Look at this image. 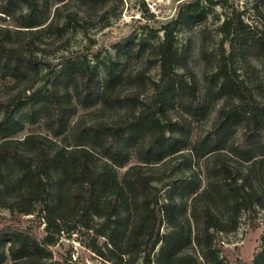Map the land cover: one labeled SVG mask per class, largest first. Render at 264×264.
<instances>
[{"label": "trees", "instance_id": "obj_1", "mask_svg": "<svg viewBox=\"0 0 264 264\" xmlns=\"http://www.w3.org/2000/svg\"><path fill=\"white\" fill-rule=\"evenodd\" d=\"M56 1L61 7L66 3ZM78 1L87 4L95 0ZM18 2L25 6L20 19L13 7ZM198 4L199 0H192L186 7L192 11ZM57 7L49 20L46 0H0V12L12 17L14 23L13 28L0 23L2 73L13 76L33 66L26 51L34 50L35 38L55 22ZM251 8L257 23L246 22L243 12L234 7L224 15L218 26L220 51L213 66L207 68L201 49L202 86L195 75L177 69L182 57L175 45V28L182 17L178 10L174 18L159 26L162 37L150 46L158 65L157 77L150 80V94L142 99L138 91L130 90L116 96L127 106L114 120L70 123L76 106L87 109L109 101L108 93L122 77L117 64L104 65L101 84L85 62L67 59L61 63L51 87L41 94L46 110L44 127L52 137L69 133L73 142L33 134L23 139H0V207L10 212L9 217L0 218V264L7 260L8 264H46L49 247L56 243L62 224L68 222L70 231H77L76 226L82 229L92 251L113 264H226L218 234L235 230L242 212L251 215L254 205L264 207V97L255 95L231 62L232 54L244 60L255 56L264 69V0H255ZM151 17L145 16L147 20ZM225 44L235 53L231 49L226 52ZM65 76L73 79L70 90L60 87ZM136 77L142 81V74ZM28 88L0 96V127L14 117L22 103L31 107L33 93L24 101ZM212 94L220 99L214 118L204 134L192 141L187 126L191 118L200 115ZM171 103L178 104L183 114L178 120L167 117L169 120L163 122L161 117L166 116ZM236 124L240 126L238 137L227 147L232 156L220 154L217 151L227 130ZM136 144L140 162L119 175L115 168L127 163ZM95 149L101 157L98 164L92 161ZM185 149L210 156L205 167L206 187L198 191L189 174L175 180L171 188L181 187L183 193L193 195V231L188 219L179 216L173 192L161 198L159 187L153 184L155 178L145 174L140 164L159 162ZM242 162L246 166L242 167ZM7 165L15 168L16 190L8 179ZM173 170L171 167L163 175ZM214 201L225 204V215L216 214ZM28 214L33 218L24 225L20 217ZM40 215L45 222L42 235L36 232ZM34 220H38L36 225ZM101 237L105 239L102 244L98 243ZM252 264H264V249L257 252Z\"/></svg>", "mask_w": 264, "mask_h": 264}, {"label": "rangeland", "instance_id": "obj_2", "mask_svg": "<svg viewBox=\"0 0 264 264\" xmlns=\"http://www.w3.org/2000/svg\"><path fill=\"white\" fill-rule=\"evenodd\" d=\"M46 1L49 20L56 6L59 10L49 30L35 38L37 47L26 51V55L32 59L33 66L22 69L13 76L2 73L0 70V96H8L17 90L29 87L24 93L26 96L24 101H28L32 93L31 98L34 99L31 107L28 102L22 103L15 111L14 117L0 127V139L4 136L23 139L26 135L33 134L46 135L63 143L73 142L69 133H66L64 137L50 136L51 133L44 127L46 110L41 101V94L51 87L54 77L61 68V63L67 59L85 62L95 70L96 78L101 84L105 79V64H110L112 67L117 64V72L122 76L108 93L109 101L99 102L87 109L76 106L75 112L70 117V123L79 119L86 123L99 119L114 120L123 115L127 106L125 101H117L116 96L121 97L130 90L138 91L142 99H146L150 94V80L156 78L158 74V65L155 56L150 53V46L156 44L162 37L159 26L174 18L178 10L181 11L182 17L175 28V45L182 57L177 69L186 75H195L201 86L204 69L201 49L205 54L207 68L213 66L216 55L220 51L221 34L218 26L230 8L234 7L242 11V17L246 22L257 23V19L252 18L251 8L255 0H225L223 5L221 1L210 4L208 1L199 0V6L192 11H188L186 7V3L192 0H95L87 4L78 0H65L66 3L62 7L61 2L57 3L56 0ZM13 7L14 15L20 19V16L25 13V6L18 2ZM249 13L251 15H248ZM150 14L152 17L147 20L145 16ZM0 23L11 28L14 24L12 17L4 16L1 12ZM12 39H14L13 34ZM225 48L228 52L231 46L225 44ZM233 49L231 50L235 53ZM231 62L239 76L253 88L255 95L264 97V69L259 58L248 56L244 60L243 57L232 54ZM138 73L142 74L141 82L136 77ZM69 77L65 76L61 80L62 89L70 90L73 79ZM71 103L72 106L76 105L73 99ZM219 103L220 99L212 94L205 108L200 111V115L191 118L187 127L190 128L192 141L207 130ZM182 111L178 104L171 103L165 111L166 116L161 117V120L168 121L167 117L171 118V121L178 120L183 114ZM1 116L0 109V119ZM239 131L238 124L230 126L224 136L222 148L217 152L232 156L228 153L227 147L236 140ZM136 147L137 144L130 149L127 163L123 167L115 168L119 175L128 166L140 162ZM180 152L182 153L167 156L159 162H141L140 164L145 174L155 178L153 184L159 187L161 198L173 192L175 200L179 203V216L188 219L193 231L195 228V221L191 217L193 195L183 193L181 187L171 188L175 180L186 178L189 174H192L198 184V191L206 187L208 178L205 167L210 162V156L200 154L198 156L194 152L191 153L189 149ZM100 158L98 151L93 150L94 164L101 162ZM240 165L246 166L243 162ZM7 166L8 179L12 183V188L16 190L15 168L11 165ZM171 167H174L171 174L163 175ZM212 203L218 216L226 214L225 204L220 201ZM2 216L9 217L10 212L0 207V218ZM31 216V214L22 215L20 219L24 225L30 224L29 220L33 218ZM39 219L40 223L36 232L42 235L45 222L41 215ZM95 220L97 221V218ZM131 220L130 217V222ZM37 222L38 220H34V225ZM76 228L77 231L72 232L69 222L62 224L56 243L49 247L50 255L46 259V264H113L95 254L87 245L89 238L82 229L77 226ZM162 229H166L165 223ZM218 239H220L221 254L226 264H252L257 252L264 249V207L254 205V212L251 215L242 212L236 229L226 233L220 232ZM104 240L101 237L98 243L102 244ZM188 248L191 251L189 245ZM8 261L4 264H8ZM132 264H140V262Z\"/></svg>", "mask_w": 264, "mask_h": 264}]
</instances>
